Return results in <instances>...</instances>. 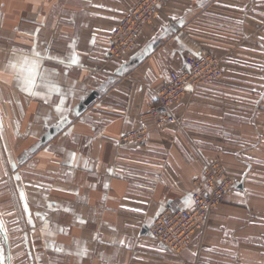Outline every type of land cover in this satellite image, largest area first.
Masks as SVG:
<instances>
[{"label":"crops","instance_id":"1","mask_svg":"<svg viewBox=\"0 0 264 264\" xmlns=\"http://www.w3.org/2000/svg\"><path fill=\"white\" fill-rule=\"evenodd\" d=\"M135 1L0 0V151L23 166L28 260L264 264V0H167L135 47L111 57V28ZM206 49L223 76L159 128L147 114L156 90L184 54ZM142 127L144 143L122 140ZM208 160L236 186L172 255L146 226L191 205Z\"/></svg>","mask_w":264,"mask_h":264},{"label":"built area","instance_id":"2","mask_svg":"<svg viewBox=\"0 0 264 264\" xmlns=\"http://www.w3.org/2000/svg\"><path fill=\"white\" fill-rule=\"evenodd\" d=\"M163 2L165 0H137L113 27L108 41L109 55L122 56L131 49L136 44L144 24L157 14ZM222 69L218 59L206 52L187 55L186 59H183L181 68L172 70L167 80L158 87L155 92V102L148 108L147 114L156 121L159 128L176 123V117L171 111L172 105L198 83H206L220 77ZM196 71L198 76L195 77ZM148 132V129L144 127L130 130L122 135V140L131 143L139 142L146 139ZM220 174L219 166L208 162L200 184L190 192L191 206L182 209L171 208L159 213L152 223L153 229L151 228L150 232L152 231L153 234L151 235L168 249L184 248L191 234H188L181 245L172 243L171 238L182 234L184 225L188 221H190L191 231L197 230L206 223L209 211L221 201L224 193L229 189V181L224 177L219 178Z\"/></svg>","mask_w":264,"mask_h":264},{"label":"rangeland","instance_id":"3","mask_svg":"<svg viewBox=\"0 0 264 264\" xmlns=\"http://www.w3.org/2000/svg\"><path fill=\"white\" fill-rule=\"evenodd\" d=\"M166 1L167 0H165V2ZM136 2H137V0L135 1V3ZM165 2H163L160 5V8H162V6ZM135 3H133L131 6H129L128 8L125 9V11L121 15V17L113 24L111 31H112L113 27L117 24V22L123 17L124 13L130 7H132ZM158 12H159V10L157 11V13ZM154 16L155 15H153L152 17H154ZM202 25L208 26L207 21L203 22ZM143 28H144V26H143ZM143 28H142V32H143ZM111 31H110V33H111ZM142 32L140 33L139 37L137 38L136 43L140 39ZM135 45L136 44H134V46L131 49H129L126 53L122 54V56L127 55L135 47ZM203 52H206V53L214 56L215 58H217L219 65L222 66V62H221L220 58L217 55H215L213 52H211L210 50H207V49L204 50ZM192 54L193 53L184 54L183 59H186L187 55H192ZM122 56H120V57H122ZM182 65H183V61H182ZM222 68H223V66H222ZM170 72H169V74H170ZM223 72H224V69H222V74L220 77L213 78V80H210L209 82L198 83L196 86H194L191 89V91L195 90V88L197 86L207 85L211 82L217 81L218 79H220L223 76ZM195 74H196V75H194L195 77L198 76L197 71ZM194 76H192V77H194ZM187 93H188V91L186 93H184L180 97V99L182 97H184V95H186ZM154 102H155V100H154ZM154 102L152 104H154ZM152 104H150L149 107ZM151 119H153V118H151ZM130 130H134V129H130ZM145 140L146 139H143L142 141H139V142L136 141L133 143L142 144V143H144ZM128 142L129 141H126V143H128ZM18 152L22 153L23 151L22 152L18 151ZM13 154L15 156H17L16 151H14ZM27 157H28V155H27ZM9 161L10 160H4L3 159V156L1 155V151H0V264H30V261L28 260V259H30V255L26 253L28 250V246L22 243L23 238H21V236L23 234H22V231H20L21 229H20V222H19L20 217H23L24 214L26 215V212H27L26 210H28V205L26 203L25 197H24L22 189H21L22 186L20 185V180H18V171L20 169H22L23 166H18L17 164L16 165L15 164L10 165ZM15 162H17V161L15 160ZM208 162H213V163L217 164L219 166V168L221 169V174H220L219 178L224 177L230 183L229 189L224 193V196L221 199V201L214 206V207H216L219 204L222 205V204L227 202L226 196L230 193V191H232V189L235 188V186H236L235 181L236 180L230 174L227 173V171L225 170V168L223 167L222 163L219 160H208L206 162V164ZM206 164H205V166H206ZM205 166H204V169H205ZM239 170H241V168H239ZM203 172H204V170H203ZM8 175H11L10 176L11 178ZM202 177H203V173H202L201 178L196 182L197 186L200 184ZM213 208L209 211V215H210L211 211L213 210ZM164 211H166V209ZM164 211H162V212H164ZM154 219H153V221H154ZM153 221L150 224V227L152 229H153V227H152ZM184 226H185V229H184V232L182 234L175 235L171 238L172 243H176V244L181 245L184 242V240L187 238L188 234L189 235L191 234L189 242L185 245L184 248L180 247L181 249H179V250H177V249L172 250V248L168 249L164 245H162V247H164L172 255H174V254L179 255L184 249H186L189 246V244L192 240V237L196 231V230L195 231L190 230L191 229L190 228V221L186 222ZM151 228H148V225L146 226V230H149V232H150ZM153 238H155V237H153ZM20 239H22V241ZM175 246L177 247V245H175Z\"/></svg>","mask_w":264,"mask_h":264},{"label":"bare ground","instance_id":"4","mask_svg":"<svg viewBox=\"0 0 264 264\" xmlns=\"http://www.w3.org/2000/svg\"><path fill=\"white\" fill-rule=\"evenodd\" d=\"M111 57H117V58H119L120 56H112L111 55ZM191 204H192V200H191ZM191 206V205H190ZM189 206V207H190ZM182 208H188V207H180V209H182ZM168 209H171V208H166V210H168ZM206 225V223H204V225H202L200 228H197V229H201V228H203L204 226ZM148 228H151L150 226L148 227ZM149 231V230H148ZM150 234H153L152 233V231L151 232H149ZM158 240V239H157ZM159 241V240H158ZM159 243L161 244V245H163L160 241H159Z\"/></svg>","mask_w":264,"mask_h":264},{"label":"water","instance_id":"5","mask_svg":"<svg viewBox=\"0 0 264 264\" xmlns=\"http://www.w3.org/2000/svg\"><path fill=\"white\" fill-rule=\"evenodd\" d=\"M93 94H91L89 97H88V100L85 102L86 104L88 103V102H90L91 100H92V98H93Z\"/></svg>","mask_w":264,"mask_h":264},{"label":"snow or ice","instance_id":"6","mask_svg":"<svg viewBox=\"0 0 264 264\" xmlns=\"http://www.w3.org/2000/svg\"><path fill=\"white\" fill-rule=\"evenodd\" d=\"M13 67H15V65H13ZM30 72L32 71L31 69L29 70ZM86 252V250H84Z\"/></svg>","mask_w":264,"mask_h":264}]
</instances>
